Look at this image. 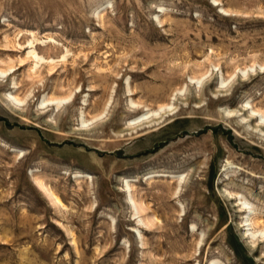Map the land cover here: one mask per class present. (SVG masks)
<instances>
[{
    "label": "rangeland",
    "instance_id": "1",
    "mask_svg": "<svg viewBox=\"0 0 264 264\" xmlns=\"http://www.w3.org/2000/svg\"><path fill=\"white\" fill-rule=\"evenodd\" d=\"M0 71V264H264V0H0Z\"/></svg>",
    "mask_w": 264,
    "mask_h": 264
},
{
    "label": "bare ground",
    "instance_id": "2",
    "mask_svg": "<svg viewBox=\"0 0 264 264\" xmlns=\"http://www.w3.org/2000/svg\"><path fill=\"white\" fill-rule=\"evenodd\" d=\"M43 43V42H42ZM41 43V44H42ZM50 43V42H49ZM28 46L30 47V51L28 52V56L35 62L34 63V67L36 68L38 65L40 64H48V65H52L53 64V61L50 60V62L46 61L43 57H40L36 51L34 50V42H29L28 43ZM3 76H6V73H4L3 71H0V77H3ZM7 99H9L10 102H12L13 106L14 105H19L21 102L19 100H17L15 97H10V95H7ZM61 102V101H60ZM60 103L57 102V106L59 105ZM21 105V104H20ZM251 113L254 115V116H259L261 120L264 119V116L261 115V113H257L256 111L252 110ZM153 115L157 116L159 115L158 113H154V114H145L141 117H139L138 119H147ZM154 116V117H155ZM156 118V117H155ZM135 121V120H134ZM125 181V180H124ZM34 182L36 184V186L40 189V191L44 194V196L48 199V201L55 207H61L63 208V204L61 203V201L59 200V198L57 197V195L53 192V190L51 188H49L47 185H45L41 180H38V179H34ZM124 184V191L126 192V195H127V202L128 204L130 205L131 209H132V212L135 216L134 219H136V216H139L143 211H144V206L142 205V203L136 201L132 195V192H131V186L130 184L128 183V181H125ZM225 193V191H224ZM227 195V198H229L230 200L233 199L232 195L230 193H226ZM225 195V196H226ZM238 197V196H237ZM235 199V198H234ZM245 203V202H244ZM244 203H240V211H243L244 213H246V211H248V206ZM237 206V205H236ZM239 207V205H238ZM251 212V211H250ZM250 214V213H249ZM246 217V216H245ZM248 218V217H247ZM149 222V221H148ZM148 222L145 221V220H142L140 219V223L141 225L143 226H147L148 225ZM139 223V224H140ZM252 224L250 223V221L247 219L244 221V225H243V228H246L244 231H243V237L247 240H249V242L251 244H253V242L258 239V238H264V231H261L259 233H255L252 228H251ZM139 235V234H138ZM143 245V244H142ZM213 264V263H211ZM215 264V263H214Z\"/></svg>",
    "mask_w": 264,
    "mask_h": 264
}]
</instances>
